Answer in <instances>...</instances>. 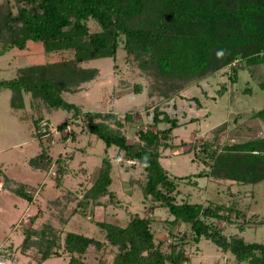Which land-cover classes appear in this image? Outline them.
<instances>
[{
  "label": "trees",
  "instance_id": "obj_1",
  "mask_svg": "<svg viewBox=\"0 0 264 264\" xmlns=\"http://www.w3.org/2000/svg\"><path fill=\"white\" fill-rule=\"evenodd\" d=\"M17 3V12L10 3L0 7L1 55L14 48L25 51L33 45L66 43L74 44L75 53L67 60L21 67L16 77L1 80L0 86L12 90L13 103L28 93L33 102L50 111H73V117L81 119L91 134L103 140L108 148L118 149V160L125 159L127 165L138 166L145 175L140 185L144 197L151 200L150 208L152 211L164 208L169 214L163 221L171 238L169 242L156 238L153 226L158 218L153 212L142 215L123 204L111 188L113 161L105 157L93 185L77 197L76 209L88 216L93 212L90 205H103V198L108 197L110 203L125 206L126 224L99 221L98 235L64 231L69 203L67 196L57 197L51 201L53 210L49 219L39 226L23 223L22 254L36 247L35 264H45L54 256H65L67 264H191L186 252L189 240L197 244L206 238L240 264H264V242L248 241L241 233L229 234L225 226L216 222L233 223L235 205L205 206L178 200L177 180L185 177L171 176L161 162L163 150L177 146L173 134L178 126L176 119L169 114L161 118V112H155L150 127L141 129L138 139L130 142L125 132L130 115L121 118L114 112L84 111L62 96L98 75L97 67H84L81 62L115 58L122 45L148 74L182 79L183 84L214 73L235 59L240 60L241 69L243 63L249 67L264 64V0H17ZM90 20L99 24V31H91ZM255 70H250L253 77ZM239 74V69L234 68V82ZM260 80L264 88V77ZM167 84L165 95L184 87H177L180 83ZM134 90L141 92L142 86L137 83ZM255 115L264 119V108ZM41 121L42 117L36 120L37 131ZM161 122L169 126L160 129L157 125ZM69 124L63 121L57 127L58 132L65 131ZM39 133L40 137L48 135L46 131ZM67 136L62 140L66 141ZM41 144L43 149L30 159V164L38 170H49L57 164L55 184L60 187L67 168L60 157H53L43 140ZM195 159L208 167L196 177L258 183L264 180V137L220 150L214 142L206 143L202 151L195 152ZM194 183L198 184V180ZM3 187L32 200L30 189L22 182L5 177ZM32 220L35 223V217ZM180 225L190 228L191 237L186 231L181 233ZM240 230L244 231V225Z\"/></svg>",
  "mask_w": 264,
  "mask_h": 264
},
{
  "label": "rangeland",
  "instance_id": "obj_2",
  "mask_svg": "<svg viewBox=\"0 0 264 264\" xmlns=\"http://www.w3.org/2000/svg\"><path fill=\"white\" fill-rule=\"evenodd\" d=\"M6 3H10L17 12V0H0V7ZM89 27L92 32L100 30L94 20L89 21ZM74 53L73 43L33 45L25 51L10 49L0 54V81L16 77L21 67L67 60ZM239 62L235 59L214 73L183 84L182 79L158 76L147 70L148 74L136 57L128 56L122 45L115 58L101 57L81 62L84 67H97L98 75L76 91L65 92L62 96L84 111L114 112L121 118L130 115L132 118L126 121L125 126L130 142L138 139L141 129L150 127L155 112H161V118L169 114L176 119L178 126L173 134L177 146L163 150L161 162L171 176L185 177L177 180L180 190L178 200L205 206L220 203L235 205L233 223L216 222L225 226L229 234L241 233L248 241L264 242V180L246 184L231 179L196 177L197 173L208 169L205 163L195 159V152L202 151L206 143L214 142L220 150L264 137V119L255 115L264 108V88L259 83L264 77V64L249 67L243 63L241 69ZM234 68L240 71L236 82L232 80ZM255 68L256 77H253L250 70ZM168 82L180 83L177 87H184L165 95L164 92L169 89ZM137 83L142 86L141 92L134 90ZM41 117L43 121L38 124L39 131L48 133L43 137H40L36 123ZM63 121L70 124L60 133L57 127ZM41 123H44L43 130ZM168 126L167 122L157 125L160 129ZM66 135L68 138L63 141L62 137ZM42 140L49 146L53 157H60L67 168L60 187L55 184L57 164L49 170H38L30 164V159L43 149ZM118 155L116 147L108 148L103 140L91 134L81 119L73 117V111H50L35 100L33 102L28 93L13 103L12 90L0 86V264H35L36 247L33 246L26 254L20 250L25 236L23 223L41 225L50 218L53 210L51 201L62 196H67L69 203L64 231L98 235L96 223L99 221L124 225L128 219L126 205L129 209L139 210L142 215L148 216L153 212L158 218L153 226L156 238L169 242L168 225L163 221L169 215L167 210L158 208L152 211L151 200L144 197L140 185L145 178L144 173L138 166L127 165L125 159L118 160ZM105 157L113 161L111 188L124 205L110 203L106 197L103 198V205H90L93 212L84 216L76 209L77 197L93 185ZM5 177L26 184L32 193V200L4 188ZM195 180L198 184L194 183ZM11 184L15 186V183ZM33 217L35 223H32ZM56 223L59 224L58 221ZM242 225L244 231L240 230ZM179 229L182 234L186 231L191 237L189 227L180 225ZM189 241L186 252L191 264H240L224 254L211 240L202 238L197 244ZM67 261L65 256H54L45 264H67Z\"/></svg>",
  "mask_w": 264,
  "mask_h": 264
},
{
  "label": "built area",
  "instance_id": "obj_3",
  "mask_svg": "<svg viewBox=\"0 0 264 264\" xmlns=\"http://www.w3.org/2000/svg\"><path fill=\"white\" fill-rule=\"evenodd\" d=\"M119 160H121V159H119ZM127 162H129V163H133V161H131V160H127Z\"/></svg>",
  "mask_w": 264,
  "mask_h": 264
},
{
  "label": "water",
  "instance_id": "obj_4",
  "mask_svg": "<svg viewBox=\"0 0 264 264\" xmlns=\"http://www.w3.org/2000/svg\"><path fill=\"white\" fill-rule=\"evenodd\" d=\"M43 126H44V123H41V129L43 128ZM43 130V129H42Z\"/></svg>",
  "mask_w": 264,
  "mask_h": 264
}]
</instances>
